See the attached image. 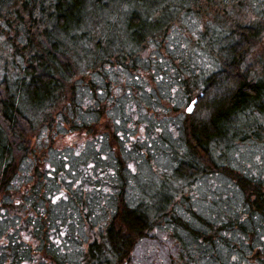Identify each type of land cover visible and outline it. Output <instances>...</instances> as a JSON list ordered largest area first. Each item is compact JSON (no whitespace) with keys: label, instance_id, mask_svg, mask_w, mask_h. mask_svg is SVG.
<instances>
[{"label":"trees","instance_id":"16d2710c","mask_svg":"<svg viewBox=\"0 0 264 264\" xmlns=\"http://www.w3.org/2000/svg\"><path fill=\"white\" fill-rule=\"evenodd\" d=\"M213 8L217 9L210 13ZM185 23L191 25L185 27L189 33L181 32L187 39L165 45L171 31H181ZM153 42L157 54L143 55ZM107 78L125 79L127 95L134 91L136 101H150L152 107L146 103L144 108L147 112L154 113L155 104L160 114H176L191 104L194 109L183 110L181 123H174L180 145L172 152L168 174L160 175L152 191L132 199L122 195L121 155L114 170L98 167L99 198L109 199L115 192L116 203L113 208L104 206L101 215L106 219L87 209L86 233H73L67 227L74 218L72 202L88 208L92 203L88 190L70 193L63 181L54 199L60 190L53 185L64 177L62 168L41 172L38 164L33 165L29 155L34 154L35 162L40 155L30 149L31 138L37 127L44 129L43 136L55 122L59 129L62 123L69 124L67 132L97 124L106 108L99 106L97 117L88 120L84 115L93 113L94 103L87 110L81 101L90 97L101 101L102 85L96 82ZM84 81L91 84L87 90ZM106 91L111 97V88ZM61 106L55 115V108ZM250 117L255 119L251 126L245 124ZM262 117L264 8L260 4L0 0V224L8 226L0 230V264L264 263V248L252 238L264 223V180L220 160L236 141L258 134L257 121ZM112 134L119 144L125 142L117 129ZM211 174L225 177L237 193H217L201 210L191 201L183 210L182 187ZM12 197L22 200V215L13 223L6 219L12 220L10 211L20 206L13 205ZM249 248L258 252L245 259Z\"/></svg>","mask_w":264,"mask_h":264},{"label":"rangeland","instance_id":"374dc122","mask_svg":"<svg viewBox=\"0 0 264 264\" xmlns=\"http://www.w3.org/2000/svg\"><path fill=\"white\" fill-rule=\"evenodd\" d=\"M250 1L260 4L264 8V0ZM214 2L218 3L220 6L222 0H214ZM217 8H213L210 13H214V10ZM242 12L243 14L246 13L244 10H242ZM177 25L178 22L175 27ZM186 26L191 28V25L185 23L181 26V28H183L181 31L177 29L172 30L169 39H166L165 45H178L183 39H187V37L181 33L184 32ZM186 32L189 33V30L186 29ZM155 43L156 42L148 43V48L143 50L142 54L147 57L157 54L158 46H156ZM209 65L211 67L210 69H213L210 63L207 64V66ZM86 81H84V88L87 90L88 86H91V84H88ZM126 83L127 81L125 79H119V81H115V78H107L103 79V81L97 79L96 86H99V84L102 85L101 89H99V91H101L99 98L102 102L97 99L93 101V97H90L92 98L91 100L88 98L87 100L85 99V102L84 100L81 101L82 105L86 107L87 110L89 109L88 104L91 102L94 103L92 105L94 109L93 113L87 112V114L84 115V118L88 120L97 117V113L95 112L96 108L99 106H101V108H106L104 109L105 113L100 117L97 124L92 125L90 128L83 129V131L77 128L75 131L72 130L71 132H67L69 124L65 125V123H62L59 129L55 122L53 123L52 129H45L51 132L48 131V133L43 136L40 133L44 129L37 127L38 129L31 138L32 145L29 143L30 149H35L41 157L35 162L37 158L34 154L29 155L31 161H33V165L38 164V168L41 172L44 169L62 168L61 172L64 174V177L53 185V187L60 190H56L57 194L54 199L59 197L63 181H67V188L70 190V193L73 189L79 190L81 188H86L88 190L87 195L89 199L92 200L88 208H82L80 204L72 200L73 210L71 215L74 218L72 219V223L67 227L69 230L73 231V233L74 231L77 233L81 231L82 234V230L86 233L83 217L85 216L84 212H88L87 209H89L91 213L95 212L102 216L101 213H103L104 206L113 208L116 203L117 193L115 192L108 196L109 199L107 196L99 198L102 194L96 189L98 182L95 173L99 166L107 165L108 168L114 170L118 167L119 163L117 158L121 155L122 159H124V169L120 182L125 183L122 195L125 194L124 196L127 198L130 197L131 199L136 198L145 191H152V188L159 182L160 175L162 177V174H168L167 172L170 168L169 161L173 159L172 152L180 145L181 134L174 123H181L180 118L182 111H186L188 107L183 106L180 112L176 114L168 113V115L164 113L160 114L158 106L155 104L154 106L157 108L156 111L152 113L151 110H148L147 112L145 111V106L146 103L150 105V101H144L147 100L146 98L143 101L140 99L136 101L137 99L135 98L134 91L132 95H127L125 93ZM107 87L111 88V97H106ZM149 87L151 88V86ZM68 101L69 100H67V102ZM133 103H137L138 105L135 104L134 106ZM129 105L135 108L130 109ZM136 106L139 107L137 108ZM149 107H152V105ZM61 110L62 106L55 108L54 114L56 115ZM191 112L187 111V113ZM251 118L252 117L245 121V124L251 126L255 123V119L251 120ZM111 120L114 121L116 127ZM257 122L261 123V126H259L260 128L257 130L258 134H251L250 137L244 141H236V143L227 150L225 157H221L220 160L224 162L227 161L229 164L243 170L245 173L261 177L264 180V117H262V119L258 118ZM116 129L120 137L126 142L125 148L123 144L125 142L120 140L119 144L115 135L112 134ZM231 135L232 131L230 130L228 132V137ZM129 136L132 139L130 142L128 141ZM145 146H148L147 152L144 150ZM119 152H122V154H119ZM101 157L104 160H101ZM84 169H86V171ZM81 170L85 171V173H83V171L81 172ZM114 181H119L118 177L114 179ZM225 192L229 196H233L234 193H237L236 188L232 186L225 177L211 174L197 178L195 181L192 180L182 187L181 198L185 203L181 205V208L185 210L186 204L192 201L195 209L201 210V207L212 203L211 201L216 197L217 193L221 195ZM12 201H14L13 205L20 206L10 211L14 219H6L7 222L12 221L13 223L16 222V217L22 215V213H20L22 200L19 201L18 198L15 199L12 197ZM44 211L47 212L48 210ZM102 217L104 219L107 218L106 216ZM94 221L95 218H92L91 223L93 224ZM7 227L8 226L4 223L0 224V230H5ZM258 227V231L254 230L252 232V238L256 239L255 243H258L256 244L257 246L264 248V242L261 243L258 241L264 238V223L258 225ZM63 231L64 229L61 227V234ZM257 252V250L251 252L249 248V250L247 249L246 251L247 255H244V257L245 259L252 258V255H255ZM247 262H249V260ZM262 262H264V260Z\"/></svg>","mask_w":264,"mask_h":264},{"label":"water","instance_id":"95a60500","mask_svg":"<svg viewBox=\"0 0 264 264\" xmlns=\"http://www.w3.org/2000/svg\"><path fill=\"white\" fill-rule=\"evenodd\" d=\"M189 108H191V109H193V104H191L189 107H188V109ZM188 109H187V111H188ZM189 112V111H188Z\"/></svg>","mask_w":264,"mask_h":264},{"label":"snow or ice","instance_id":"6c2138e0","mask_svg":"<svg viewBox=\"0 0 264 264\" xmlns=\"http://www.w3.org/2000/svg\"><path fill=\"white\" fill-rule=\"evenodd\" d=\"M188 111H189V112H191V111H192V109H191V108H189V109H188Z\"/></svg>","mask_w":264,"mask_h":264}]
</instances>
